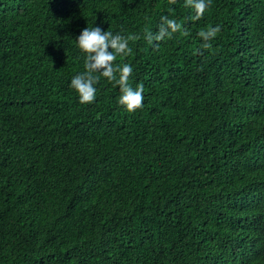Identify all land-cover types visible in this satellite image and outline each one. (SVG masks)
Masks as SVG:
<instances>
[{
    "label": "trees",
    "instance_id": "16d2710c",
    "mask_svg": "<svg viewBox=\"0 0 264 264\" xmlns=\"http://www.w3.org/2000/svg\"><path fill=\"white\" fill-rule=\"evenodd\" d=\"M92 25L135 37L134 113L69 87ZM0 264H264V0H0Z\"/></svg>",
    "mask_w": 264,
    "mask_h": 264
},
{
    "label": "clouds",
    "instance_id": "9594fccd",
    "mask_svg": "<svg viewBox=\"0 0 264 264\" xmlns=\"http://www.w3.org/2000/svg\"><path fill=\"white\" fill-rule=\"evenodd\" d=\"M176 0H169V5H174ZM193 9V19L198 20L211 4V0H187ZM158 30L145 34V39L162 41L170 38L174 33L182 29L181 23L175 18L161 16ZM221 31V24L209 26L206 30L198 33L201 38V47L208 49L212 47L211 41ZM187 34V29H184ZM129 37L120 33L102 30L98 25L82 28L74 39L76 47L83 54V70L72 76L69 87L74 90L80 104H90L97 96V84L101 77L113 82L119 87L118 105L129 113H134L143 107L144 87L137 84L135 87L130 83L133 67L129 63L117 64V55L127 56L132 49L129 46Z\"/></svg>",
    "mask_w": 264,
    "mask_h": 264
}]
</instances>
